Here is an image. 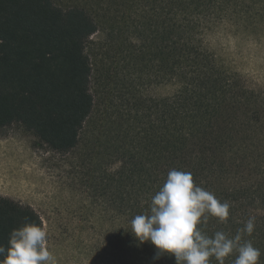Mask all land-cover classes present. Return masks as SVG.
Masks as SVG:
<instances>
[{
    "label": "trees",
    "instance_id": "16d2710c",
    "mask_svg": "<svg viewBox=\"0 0 264 264\" xmlns=\"http://www.w3.org/2000/svg\"><path fill=\"white\" fill-rule=\"evenodd\" d=\"M103 24L123 64L113 82L126 90H118L103 145L120 166L100 178L124 218L112 235L121 264H175L167 253L154 259L155 246L131 229L172 169L191 172L196 186L230 205L226 221L209 216L197 225L201 232H240L264 264V97L220 64L202 38L220 24L264 31V0H79L66 8L56 0H0V129L20 125L61 155L79 147L95 109L87 45ZM128 67L177 89L144 97ZM249 217L251 235L240 231ZM25 223L43 227L32 207L0 197V246Z\"/></svg>",
    "mask_w": 264,
    "mask_h": 264
},
{
    "label": "rangeland",
    "instance_id": "374dc122",
    "mask_svg": "<svg viewBox=\"0 0 264 264\" xmlns=\"http://www.w3.org/2000/svg\"><path fill=\"white\" fill-rule=\"evenodd\" d=\"M78 1L56 3L66 8ZM202 36L205 48L219 63L263 98L264 31L220 24ZM87 53L93 67L95 109L79 147L61 155L48 150L20 125L0 129V197L28 205L40 215L48 234V249L57 264H121L112 235L124 226V218L117 213L110 190L100 181L120 166L103 145L107 119L119 102L118 90L126 93L113 82L123 64L107 24L90 38ZM125 71L132 88L144 97H168L177 89L172 83L147 80L138 69L128 67Z\"/></svg>",
    "mask_w": 264,
    "mask_h": 264
},
{
    "label": "clouds",
    "instance_id": "9594fccd",
    "mask_svg": "<svg viewBox=\"0 0 264 264\" xmlns=\"http://www.w3.org/2000/svg\"><path fill=\"white\" fill-rule=\"evenodd\" d=\"M229 203L194 184L191 172L172 169L163 186L152 197L149 211L131 220L134 237L141 243L148 241L161 253L175 257V264H210L214 256L218 264L234 251V264H258L261 252L251 241L241 242L240 232L229 238L224 232L209 237L197 227L209 216L221 222L227 220ZM203 218V219H202ZM255 217L245 222L243 233L251 235ZM47 231L35 223H25L10 232L8 246H0V264H57L48 249Z\"/></svg>",
    "mask_w": 264,
    "mask_h": 264
}]
</instances>
